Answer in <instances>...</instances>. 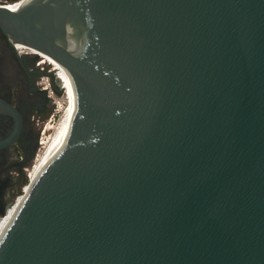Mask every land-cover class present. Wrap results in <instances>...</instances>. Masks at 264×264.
<instances>
[{"label": "water", "instance_id": "1", "mask_svg": "<svg viewBox=\"0 0 264 264\" xmlns=\"http://www.w3.org/2000/svg\"><path fill=\"white\" fill-rule=\"evenodd\" d=\"M0 29L73 87L0 264H264V0H27Z\"/></svg>", "mask_w": 264, "mask_h": 264}, {"label": "flooded vegetation", "instance_id": "2", "mask_svg": "<svg viewBox=\"0 0 264 264\" xmlns=\"http://www.w3.org/2000/svg\"><path fill=\"white\" fill-rule=\"evenodd\" d=\"M10 1L0 0V5L13 8L24 0L7 4ZM15 42L0 29V233L15 205L14 196L24 192L26 171L43 147L47 113L45 89L36 85L33 72L38 56Z\"/></svg>", "mask_w": 264, "mask_h": 264}, {"label": "bare ground", "instance_id": "3", "mask_svg": "<svg viewBox=\"0 0 264 264\" xmlns=\"http://www.w3.org/2000/svg\"><path fill=\"white\" fill-rule=\"evenodd\" d=\"M21 0H18L16 2H13V4L17 3V2H20ZM27 0H24V1H21L18 6H15L13 8H11V6H6L10 9H17L19 8L21 5H23ZM18 41H16L15 43L18 45V47H24L28 50H31L34 54H36L37 56L41 57L42 59V62H45V63H48V64H51V65H54V70L56 71V73L59 71V78H60V82L62 84V90H63V83H64V93L66 95V98H67V105H66V110H65V113H64V116L59 120V122L55 125V126H48L46 128V131L47 129H52V133H47L45 132V137L43 138L42 140V144H43V147L41 148V151L40 153L38 154L36 160L34 161V164L33 166L31 167V170H30V179L31 178H34L35 175L42 169L46 166L47 162L51 159L65 129L67 128L68 124H69V118H70V114H71V111H72V108H73V87H72V82H71V78H70V75L69 73L67 72V70L57 61L55 60L53 57H51L50 55H48L47 53L41 51V50H38V49H35L33 47H28V46H25L24 44H21L20 42L17 43ZM44 136V134H43ZM26 190V186L23 188V191L25 192ZM23 192V193H24ZM22 193V194H23ZM23 195H20L16 198L15 202H14V206L10 212V218L13 216L16 208H17V205L18 203L21 201ZM11 206V207H12ZM9 218V219H10ZM5 227V226H4ZM3 227V228H4ZM2 228V230H3ZM1 230V232H2ZM1 234V233H0Z\"/></svg>", "mask_w": 264, "mask_h": 264}, {"label": "rangeland", "instance_id": "4", "mask_svg": "<svg viewBox=\"0 0 264 264\" xmlns=\"http://www.w3.org/2000/svg\"><path fill=\"white\" fill-rule=\"evenodd\" d=\"M32 53V52H31ZM54 65L42 62L41 57L38 56L37 62H35L33 66V72H35L37 86H43L45 89L46 95V108L47 113L43 117L42 128L45 129V132L52 133V129H47L48 126H55L59 120L64 116L66 105H67V98L64 93V83H63V90L62 86L60 87L59 81L60 76L57 75L56 71L53 69ZM42 136L43 138L45 137ZM40 153V151H39ZM34 161L31 162L30 166L28 167L31 170ZM22 195L19 191L14 196V202L18 196ZM13 202V204H14Z\"/></svg>", "mask_w": 264, "mask_h": 264}, {"label": "built area", "instance_id": "5", "mask_svg": "<svg viewBox=\"0 0 264 264\" xmlns=\"http://www.w3.org/2000/svg\"><path fill=\"white\" fill-rule=\"evenodd\" d=\"M16 1H18V0H12L10 2H7V4L13 3V2H16ZM29 173H30V170L27 169V171H26V180H25L24 184L22 185V188H24L26 186L27 182L30 180V174Z\"/></svg>", "mask_w": 264, "mask_h": 264}]
</instances>
